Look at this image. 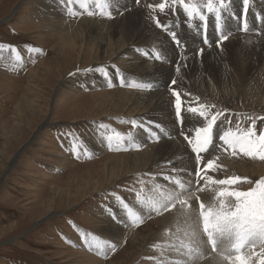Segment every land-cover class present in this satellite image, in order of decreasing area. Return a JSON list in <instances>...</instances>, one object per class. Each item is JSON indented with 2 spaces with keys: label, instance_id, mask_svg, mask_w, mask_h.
Masks as SVG:
<instances>
[{
  "label": "rangeland",
  "instance_id": "rangeland-1",
  "mask_svg": "<svg viewBox=\"0 0 264 264\" xmlns=\"http://www.w3.org/2000/svg\"><path fill=\"white\" fill-rule=\"evenodd\" d=\"M116 1L112 0V3ZM141 1L144 8L150 11L148 21L154 27V18L164 23L174 20V28L169 35L164 30L163 33L171 37L170 33L176 32L177 38H180L179 53L182 58L188 49L182 47L180 31L193 17L182 11V4H173L172 0H140V3ZM259 1L257 8H253L256 1L252 0L249 9L254 23L248 30L254 32L258 20H261L260 29H264V0ZM185 2L189 6L195 5L205 10L200 4H207L208 0ZM82 3L84 7H81ZM135 4L139 5L136 1ZM160 4L165 5L163 10L158 7ZM235 4L234 11L239 13L243 3L235 0ZM153 5L156 7H151ZM49 12L54 15L49 16ZM89 12L93 14L90 16ZM124 12H127L126 8ZM115 16L116 13L112 10L102 11L98 0H0V264H226L225 259L223 260L226 251L221 256L214 254L215 261L206 263L211 252L207 244L209 256L206 259L201 258V248L197 253L195 251L189 255V248L194 247L191 233L202 227L200 203L203 202L208 207L207 201L217 200L216 195L213 199L211 197L224 186L211 184L213 193H199L200 198L197 197L189 208L177 203L175 207L162 211L163 214L167 212L164 217L161 212L134 210L139 206L145 209L144 199L149 197L153 200L150 199L145 205L148 210L153 211L152 205L159 206L180 194L178 186L171 181L166 184L163 182L165 178L159 174L156 176L157 172L167 174L169 165L173 170L177 168L174 163L162 162L158 167L142 170L143 173H128L129 168L123 163V155L132 151L147 153L162 140L132 145L126 136L134 133L138 127L128 120L140 121L141 115L126 117L131 107L126 109L124 115H121L122 108L114 109L113 102L117 97L127 96L116 91L146 92L151 88L139 89L131 85L125 87L118 83V75L110 72V69L120 68L119 75H123L125 82H130V79L127 76L129 71L122 68L117 57L104 59L91 48L87 51L81 48L82 40L88 47H94L97 42L95 36L86 37L83 33L84 36L72 35L71 40L73 45L76 44L77 54L75 51H67L65 54L55 51L60 40L56 29H52L51 20L61 17L65 28L77 32L81 24L85 26L93 20L103 23L114 20ZM81 20L84 21L81 23ZM231 23L238 26L234 29L240 33L242 25L238 24L236 14L232 15V21L228 18L227 27ZM205 25L212 26L210 40L214 43L223 34L221 29L217 30L215 16L198 24L199 28H194L199 40V32ZM234 29L228 30L232 31L228 35V42L237 33ZM76 37L80 41L75 43ZM224 43L219 47L221 50H218L226 54ZM173 44L175 45L174 42ZM201 48L205 51L204 47ZM224 49L226 50L223 52ZM199 50L197 48L196 54L201 58L204 51L201 55ZM80 52H83V60L82 56L76 59ZM151 59L153 63L161 62L156 59V55ZM230 64L231 67L234 65L240 68L239 65L242 66L243 62L238 63L232 59ZM111 76L118 78L117 83ZM254 79L244 82L241 78L242 81L231 82L224 89L217 85L221 91L216 88L209 91L208 88L200 87L201 91L197 93L177 85L172 89L180 92L181 99L186 101V107L204 104L209 106L210 114L217 111L230 113L236 123L233 131L244 132L254 124V131L259 135L264 134V81L256 83ZM74 82L77 91L72 86ZM167 82V79L164 80L163 88ZM209 82L213 86L212 79ZM104 91L112 92L106 97L109 99L108 105L96 107L82 104ZM71 96L81 97V104H78L80 106L74 104L71 106L73 108H69L67 103L73 102ZM188 112L182 109V114ZM227 126H230V122ZM94 130H98L96 133L101 131L99 135L107 134L108 137H105L108 140L109 137L112 138L107 141L108 146L102 152L90 147L94 143V138L89 142ZM181 132L192 136L195 128H185ZM215 132L213 144L201 156L205 162L214 160L219 167L209 171L207 175L216 179L239 175L252 182L244 181L234 185V188L247 191L255 187L254 182L264 178V173H259L264 168V161L225 152L219 140L224 131L216 129ZM170 137L168 140H171ZM134 138L141 141L149 138V134L139 131L132 137ZM215 143L220 144V150L215 148ZM185 146L192 151L188 143ZM109 154H119L120 159H111L107 156ZM107 169L111 171L110 174ZM157 177L162 182H156ZM164 184L165 188L173 186V189H162L161 185ZM147 188L149 189L144 194ZM189 192L187 190L183 193ZM157 194L158 197L155 196ZM225 199L229 204L235 203L232 198ZM117 203L130 204V208H121L116 206ZM134 217L141 220L139 225L134 223ZM169 223L176 225L172 227ZM81 225L87 227L82 234ZM113 225L115 227L109 228ZM86 232L89 233L84 236ZM69 240L72 241L69 243ZM249 251L260 253L264 249L258 250L255 245L252 249L245 248L243 254L247 256ZM171 257L176 258L177 262H172ZM227 264L230 262L227 261ZM250 264H259L258 256L252 255Z\"/></svg>",
  "mask_w": 264,
  "mask_h": 264
},
{
  "label": "bare ground",
  "instance_id": "bare-ground-1",
  "mask_svg": "<svg viewBox=\"0 0 264 264\" xmlns=\"http://www.w3.org/2000/svg\"><path fill=\"white\" fill-rule=\"evenodd\" d=\"M233 4L234 7H236L237 4H235V0ZM110 8L114 9L117 14L114 20H103L105 21L103 23L93 20L85 26L84 24H81V26L78 27L79 29L77 32H73L71 29L65 28L64 26L66 25L63 24L64 20L60 19L61 17L57 18L56 20H51L50 23L52 29H56V35L60 40L56 48L54 47L55 51H60L62 54L67 53V51L69 53H71V51H75L77 54L78 50H75L76 44L73 45L71 36L73 35L78 37L84 36L83 34H85L87 35L86 37H88V35L90 37L92 35L95 36L97 41L94 44V47H88V44H85L84 40H82L81 48L86 51L87 49L91 48L93 52L95 51L98 55L102 56V58L104 57V59H114L117 57L121 64L125 66H122V68H126V70L129 71L127 76L129 79H131L130 81L136 79L143 81L144 83H156L157 86L154 91H116L118 94L127 95L118 96L113 102L114 109L120 110L122 108L121 111L123 114L121 115H124V113L127 111L126 109L131 107L132 109L125 115L126 117H131L134 114H138L141 115V118L155 120L167 126L173 127V110L171 98L167 91V86L173 79L177 81V86L191 91L194 90L197 93L201 91V88H208L209 91L213 90L214 88L224 89L227 88V84H230L234 81L238 82L244 80L245 82V80H247L248 82V80L252 78H255L254 81H256V83L260 80L264 81V35L263 37H257V34L253 30H248L246 34H240L237 29H234L238 26H236L234 23H231L230 26L228 25V27L234 29V31L237 33L234 35L231 41L224 43L226 45L225 47L227 48L226 54L220 53L218 50L219 48L212 46L208 49L206 48L204 54H201L202 57L200 58L198 54H196V50L197 47H199L203 42H201V38L199 40V35L194 31V28H199L198 24L201 22L203 23V21L193 18L191 26H184L180 31V37L182 38L181 40L183 41V46L184 48L188 49V51L184 53L185 55L181 58L179 53L180 46L173 44L167 35L168 32L167 34H164L148 21V14L150 11L144 8L142 1L139 5H136L135 0H117L116 3H112ZM123 8L128 9L127 12L119 14ZM255 8H257V6ZM260 8L263 10L262 7ZM259 14H261L260 11ZM48 15L53 16L54 14L49 12ZM83 21L84 20H81L80 22L82 23ZM263 22L264 21H262V24H264ZM228 27L227 22L221 23L220 29L222 30L223 34L227 33L229 30ZM172 28H174V25H172ZM240 28L242 27L240 26ZM77 37L74 40L75 43L80 41ZM212 42L213 41L210 40L211 44ZM225 50L226 49H224L223 52ZM155 52H158L161 56L160 63H158V61H155V63L152 62L151 57L155 55ZM81 56L83 60V52H80L79 55L76 56V59L78 60V58H81ZM124 57H128V59H125ZM232 59H235L238 63L242 61L243 65H239L240 68H236L234 65L231 67L232 64H230V61ZM178 63L180 64V71L176 72L175 69ZM223 63L225 64L222 65ZM120 70V68L116 70L110 69V72L116 73L118 78L121 79L123 75H119ZM239 71H241V73H239ZM108 76H110V73H108ZM111 78L114 80L116 79L112 76ZM118 78L116 79V82ZM166 79L168 82L165 88H163V85L165 84L164 80ZM209 79H212V84L214 87L210 84L211 82H209ZM75 84V82L72 83V86L75 87L74 90L77 91V86ZM232 85L233 84H231V86ZM110 93L112 92H100L97 94L98 97L94 96L92 100L91 98L89 100L87 99L88 101L86 100L87 102L82 104L94 105L96 107H101L105 104L108 105L109 99L106 97ZM71 97L73 98V102H69L70 104L67 103L70 109L73 108L71 106L74 104L76 106L81 104L79 102L81 97ZM76 106H74V108ZM98 133H101V131L97 133L95 131L94 135L92 134L91 137L94 138V143L91 144L90 147L94 150H97L98 152H102L105 147L108 146L107 141L110 140H108L105 135H99ZM143 133L148 134L147 132ZM133 140L136 141L135 138ZM107 156H109L111 159H120L119 154H109ZM123 158L125 167L129 168L128 173L146 170L150 167H158L160 164H162V162L166 164L174 163V165L177 166V168H175L177 169V172L174 174L172 173L173 169L171 166H168L167 173L171 172V176H167L168 178L177 177L182 173L188 175L190 171H194V163L191 154L179 137H172L171 140H168V138H163L162 142L157 145H153L150 151L147 153L132 151V153L123 155ZM182 169H184L186 172L181 171ZM107 172L110 174L111 171L107 169ZM259 173L260 175L264 173V168L261 169ZM193 174H195V172ZM159 175H161V173ZM112 176L115 177L114 174H112ZM192 176H186V178L181 179L186 182V185L190 186L191 181L193 180ZM163 182L169 184L167 179H164ZM161 186L162 189L165 188V184ZM172 187L173 186L165 188V190H172ZM197 192V194H189L190 198H195V200H197L199 193L201 194L203 192H206V194H211L213 193V187L210 183L203 181V183L199 185ZM113 227L115 226L113 225L109 228ZM201 228L202 227H200V229ZM205 240H207V237ZM215 259V256L211 255L206 259V263L209 261H215Z\"/></svg>",
  "mask_w": 264,
  "mask_h": 264
},
{
  "label": "snow or ice",
  "instance_id": "snow-or-ice-1",
  "mask_svg": "<svg viewBox=\"0 0 264 264\" xmlns=\"http://www.w3.org/2000/svg\"><path fill=\"white\" fill-rule=\"evenodd\" d=\"M250 0H242L243 12L246 15L249 10ZM99 6L111 7L112 0H98ZM139 4L140 0H136ZM173 4H182L189 17L199 14L200 21H206V16L195 5L189 6L185 0H172ZM84 7V4H81ZM151 7H156L155 5ZM161 10L165 5L160 4L158 6ZM206 10L208 13H214L217 23V30L219 31L222 21V14L228 10V3L226 0H208L206 4ZM89 12L88 15H92ZM111 17V13H109ZM157 25L164 27L157 20ZM206 27V25H205ZM242 31L248 30V24L246 19L242 23ZM172 40L180 45V40L177 38L175 31L170 33ZM229 36L226 34H220L216 41L217 47H221L223 42H226ZM204 44H208L207 36L203 37ZM204 51L203 48L199 50L200 54ZM156 59L160 60L161 56L157 52ZM176 72L180 71V64L176 65ZM177 81L173 79L172 85H176ZM111 86V85H110ZM151 87V85H148ZM172 95L175 97V115L177 120L182 123V99L180 92L173 90ZM207 105L201 104L199 107H191L188 109L191 113H198V115L206 122L203 126L195 129L194 135L188 136L181 132L184 139L191 146L192 151L195 153L197 160L196 177L197 182L201 178L206 183L224 186L221 187L217 193L218 204L214 206L206 207L203 202L199 205V216L202 219L203 233L206 234L207 240L201 241L195 230L191 233L192 244L194 247L189 248V255L197 251L203 243H207L211 246L213 251H216L218 245L224 244L228 249L227 253L223 256V259L229 261L230 264H250V257L256 255L259 257V264H264V251L260 253H254L249 251V255H244L245 248L252 249L257 243L264 249V178L257 179L255 187L242 191L234 188V185L247 181L251 183L246 177L239 175L229 176L222 179H216L212 176H208L209 171L216 170L219 165L212 159L207 161V164L200 167V161L202 159L201 154L206 153L209 147L213 144L214 140V126L217 124L218 119L223 115L222 112L217 111L210 114ZM159 127V125H157ZM155 136V133H153ZM111 137L109 140L111 141ZM158 140L159 137H156ZM222 142L221 147L225 152L230 151L233 156L238 153L243 154L249 158H258L264 161V134L257 135L253 127L244 132L233 131L232 128H228L219 137ZM111 147V145H110ZM177 194L171 199L175 202L171 203L172 207L176 206L178 202L181 206L187 204L186 199H179ZM225 198L234 199V204L226 202ZM154 210L159 213L161 211L168 210V202L161 203L159 206L152 205Z\"/></svg>",
  "mask_w": 264,
  "mask_h": 264
}]
</instances>
